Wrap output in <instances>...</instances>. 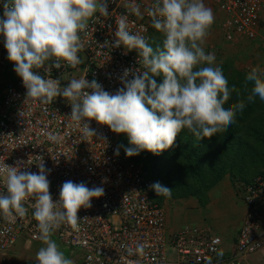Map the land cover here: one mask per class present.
I'll use <instances>...</instances> for the list:
<instances>
[{"label":"built area","instance_id":"obj_1","mask_svg":"<svg viewBox=\"0 0 264 264\" xmlns=\"http://www.w3.org/2000/svg\"><path fill=\"white\" fill-rule=\"evenodd\" d=\"M201 1L44 0L33 35L65 52L13 77L17 7L0 0V264L48 233L79 249L80 264H251L264 241V170L242 186L241 223L227 243L208 226L170 230L153 181L118 144L116 113L155 71L144 50L150 26ZM206 1L222 13L224 40L261 49L262 66L244 68L264 84V0ZM77 66L69 100L47 92Z\"/></svg>","mask_w":264,"mask_h":264},{"label":"trees","instance_id":"obj_2","mask_svg":"<svg viewBox=\"0 0 264 264\" xmlns=\"http://www.w3.org/2000/svg\"><path fill=\"white\" fill-rule=\"evenodd\" d=\"M154 51L155 71L114 117L121 125L119 147L153 181L160 205L188 196L206 205L208 192L226 175L240 192L264 170V84L226 62L210 91L195 89L175 101V55L159 59Z\"/></svg>","mask_w":264,"mask_h":264},{"label":"rangeland","instance_id":"obj_3","mask_svg":"<svg viewBox=\"0 0 264 264\" xmlns=\"http://www.w3.org/2000/svg\"><path fill=\"white\" fill-rule=\"evenodd\" d=\"M34 1L35 8L41 10L44 0ZM206 3L201 4L196 11L190 12L183 19L174 18L165 24L152 25L150 39L144 45V50L149 56L155 52L154 50H158L155 58L161 59L170 52L174 53L176 81L172 99L175 101H180L195 89L203 93L210 91L215 83L214 74L223 63L232 62L233 66L239 69L245 67L242 57H238L236 46L228 45L223 39L220 30L222 13ZM33 32L34 29H30L23 41L20 36L16 42L14 51L22 63L18 67L16 61L11 64L13 77L21 71L25 72L30 66L43 64L52 54L65 52L63 42H57L56 47L50 43L42 46ZM77 69L80 71L81 67L78 66ZM63 80L65 83L68 81ZM153 87L154 84H150L146 91L149 88L151 91ZM248 169L252 171L253 167L249 166ZM237 185L238 181L232 182L229 175H226L208 192L206 205H199L192 196L163 200L161 206L169 229L175 231L185 225L208 226L222 235L225 242L230 243L233 237L224 236L222 231L235 228L236 215L240 211L238 207L239 205L243 207L240 194L236 190ZM157 190L159 191V188ZM156 193L154 190L155 196ZM8 257L9 261H15L17 264H80L82 252L63 244L53 233H48L43 240L18 243ZM170 257L168 253L167 258ZM250 262L264 264V246L251 256Z\"/></svg>","mask_w":264,"mask_h":264},{"label":"crops","instance_id":"obj_4","mask_svg":"<svg viewBox=\"0 0 264 264\" xmlns=\"http://www.w3.org/2000/svg\"><path fill=\"white\" fill-rule=\"evenodd\" d=\"M16 2V7H17V28H16V42L17 40L20 38L23 41V39L25 38V35L27 33V31H29L30 29H34L36 21L39 17L40 14V9L35 8V4H34V0H15ZM207 2V3H206ZM206 3V4H210L208 1L203 0L201 1V4ZM201 4L199 6H201ZM34 10L36 11V13L34 14ZM34 14V15H33ZM20 25V27H19ZM23 36V38H22ZM228 45H234L236 46V51H238V57H242L243 62L245 63V65L247 63H249L250 61H254V63H259L262 66V60H263V56L261 55V49L260 48H253L252 47V43L246 41V40H235L233 42H227L226 40H224ZM16 49V48H15ZM23 58V56L21 57ZM241 59V58H240ZM16 61V66L18 67L19 64L22 63V61L19 59V56L17 55V53L15 51H13L10 60H9V64H8V68L9 71H11V64H13V62ZM47 62V61H46ZM44 62V63H46ZM32 65V64H31ZM78 67V66H77ZM77 67L73 70L72 72V76H66L64 79H68V81L63 80L62 84L61 82L60 85H58L59 87L57 88H46L47 92L50 93L51 95L55 94H60L61 91L63 92V99L64 100H69L72 96V92L75 86V81L77 79V77L80 75L81 69L79 71V69H77ZM81 67V66H80ZM77 69V70H76ZM23 71H21L20 73H22ZM78 72V73H75ZM53 81H51L52 83ZM239 213L236 215V225L234 224L235 228L229 231H222L224 236H229V237H234L236 236V232L240 226L241 223V219H242V214H243V207L241 205H239ZM194 216V215H193ZM195 217V216H194ZM198 220H201L200 218L196 217ZM195 219V218H194ZM196 219V220H197ZM168 226V225H167ZM220 230V229H219ZM232 239V240H233ZM264 246V241L262 243V246L260 247V249H262ZM251 260V257H250ZM252 264V262H251Z\"/></svg>","mask_w":264,"mask_h":264},{"label":"water","instance_id":"obj_5","mask_svg":"<svg viewBox=\"0 0 264 264\" xmlns=\"http://www.w3.org/2000/svg\"><path fill=\"white\" fill-rule=\"evenodd\" d=\"M11 264H17V262L13 261Z\"/></svg>","mask_w":264,"mask_h":264},{"label":"clouds","instance_id":"obj_6","mask_svg":"<svg viewBox=\"0 0 264 264\" xmlns=\"http://www.w3.org/2000/svg\"><path fill=\"white\" fill-rule=\"evenodd\" d=\"M29 243H30V242H29ZM12 262H13V261H12ZM12 262H11V260H10L9 264H11Z\"/></svg>","mask_w":264,"mask_h":264}]
</instances>
